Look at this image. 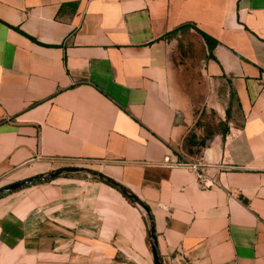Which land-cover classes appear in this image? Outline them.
Listing matches in <instances>:
<instances>
[{
    "label": "crops",
    "instance_id": "1",
    "mask_svg": "<svg viewBox=\"0 0 264 264\" xmlns=\"http://www.w3.org/2000/svg\"><path fill=\"white\" fill-rule=\"evenodd\" d=\"M187 23L218 41L197 75L235 103L194 154L202 101L164 37ZM74 166L149 206L163 264H264V0H0V188ZM0 264L155 259L141 207L69 174L0 197Z\"/></svg>",
    "mask_w": 264,
    "mask_h": 264
},
{
    "label": "rangeland",
    "instance_id": "2",
    "mask_svg": "<svg viewBox=\"0 0 264 264\" xmlns=\"http://www.w3.org/2000/svg\"><path fill=\"white\" fill-rule=\"evenodd\" d=\"M183 59L187 61L189 66L193 69L188 73L191 80L189 85L193 86L195 97L200 95V107L197 110L198 114L197 121L199 120L201 124H208L212 130L220 132L223 130V125H220L222 118H225V111L223 110L230 105V98L224 95V90H221V86L214 84L212 80L209 83H203L201 76H198L199 67L202 65V59L204 58V44L200 35L194 31L182 33V37L179 38ZM207 90V93L205 91ZM203 111L201 112L200 110ZM235 111V109H234ZM198 126L194 125L193 129L199 131ZM200 127V126H199Z\"/></svg>",
    "mask_w": 264,
    "mask_h": 264
},
{
    "label": "water",
    "instance_id": "3",
    "mask_svg": "<svg viewBox=\"0 0 264 264\" xmlns=\"http://www.w3.org/2000/svg\"><path fill=\"white\" fill-rule=\"evenodd\" d=\"M69 174H82V175L89 176V177L98 179L100 181L106 182L114 186L115 188L119 189L120 191H122L128 198H130L139 207H141L142 210L145 212L146 217L149 222V236H150L151 247H152V251H153V255L155 259V264H163V261L160 255L159 242H158V237H157V233L155 229V224H154L149 208L136 194H134L131 190H129L123 184H121L120 182L114 180L113 178H110L98 171H95L89 168L77 167V166L60 168L58 170H54L47 174H40L37 176H33L31 178L21 180L13 184L7 185L5 187H2L0 188V197L7 193L21 189L23 187H27L32 184H36V183L43 182V181L52 180L57 177L69 175Z\"/></svg>",
    "mask_w": 264,
    "mask_h": 264
},
{
    "label": "trees",
    "instance_id": "4",
    "mask_svg": "<svg viewBox=\"0 0 264 264\" xmlns=\"http://www.w3.org/2000/svg\"><path fill=\"white\" fill-rule=\"evenodd\" d=\"M59 14H60V11H59ZM192 29L197 31V33H199V35H201L204 38L205 43H206V45H204V51H206V47H207V49L209 51V57L210 56L215 57L214 49H215V46L217 45L218 41L215 40L210 35H208L207 33L200 30L199 28H197L196 26H192L189 23L179 25L178 27H176L172 31L165 34L164 37L168 38V39L173 38V37H177L179 40V38L182 37V33L190 32V31H192ZM180 45H182L181 42H179V46ZM230 102H231L230 105L225 109L226 119L220 121V125H223V130L220 132L223 133L224 135L229 131L228 122H229V119H231L232 113L235 109V103L232 101V97L230 98ZM195 125L198 126L197 128L200 131H202L203 134L199 135V133L195 129H193L187 135V137L185 139V146H186L187 150L189 151V153H191V154H194L195 150H198L199 148L206 146L209 143V141L213 138V136L217 133L216 131L212 130V128L208 124H201V122L199 120L195 123ZM146 206L149 208V206L147 204H146ZM149 210H150V208H149ZM150 212H151V210H150ZM152 218H153V216H152Z\"/></svg>",
    "mask_w": 264,
    "mask_h": 264
},
{
    "label": "built area",
    "instance_id": "5",
    "mask_svg": "<svg viewBox=\"0 0 264 264\" xmlns=\"http://www.w3.org/2000/svg\"><path fill=\"white\" fill-rule=\"evenodd\" d=\"M165 161L171 165H177L180 163L178 161H172L170 156H167ZM187 165L197 173L199 178L202 179L205 177V174L207 173V164L205 162L199 159V160L188 162Z\"/></svg>",
    "mask_w": 264,
    "mask_h": 264
}]
</instances>
